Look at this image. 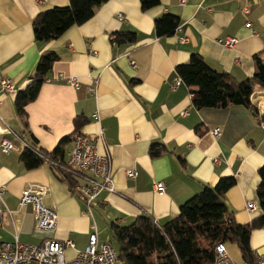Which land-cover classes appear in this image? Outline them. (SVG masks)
I'll list each match as a JSON object with an SVG mask.
<instances>
[{
	"label": "crops",
	"instance_id": "1",
	"mask_svg": "<svg viewBox=\"0 0 264 264\" xmlns=\"http://www.w3.org/2000/svg\"><path fill=\"white\" fill-rule=\"evenodd\" d=\"M67 5L68 0H0V78L14 86L13 92L0 87V128L8 129L0 133V143L7 139L15 146L9 153L0 149L2 202L12 213L11 218H0V243L17 239L38 246L46 239L70 240L74 246L65 257L71 260L87 247L91 223L99 243L111 238V225L128 226L139 216L162 226L204 186L213 187L226 177L235 179L225 195L234 221L247 225L261 216L256 188L258 170L264 165V91L257 89L250 98L257 115L244 106L197 109L193 88L183 83L175 68L198 54L211 69L237 82L252 78L253 57H262L264 51V0H185L183 5L179 0H159L147 11L141 10L140 0H107L85 23L55 40L36 41L34 18ZM164 14L177 17L179 26L173 35L158 38L154 21ZM116 32H133L136 40L112 43ZM228 37L236 39L233 48L222 43ZM48 51L58 59L37 98L25 107L26 135L51 151L74 133L78 118L79 134L94 141L99 154L110 156L116 192H100L90 216L83 214L85 197L70 191L49 165L27 170L19 160L24 131L14 97L29 83L40 55ZM70 77L77 79L76 88L67 83ZM176 78L181 82L173 87ZM214 129H219L218 136L212 135ZM155 143L163 145L165 154L150 158L148 150ZM127 171L136 177L128 178ZM155 182L164 184L163 193L154 191ZM27 183L47 188L42 204L58 214L53 230L36 227L30 204L20 208ZM247 203L255 209L247 210ZM249 245L254 255H264V229L251 232ZM225 246L231 259L237 257L233 261L243 262L236 243Z\"/></svg>",
	"mask_w": 264,
	"mask_h": 264
},
{
	"label": "trees",
	"instance_id": "2",
	"mask_svg": "<svg viewBox=\"0 0 264 264\" xmlns=\"http://www.w3.org/2000/svg\"><path fill=\"white\" fill-rule=\"evenodd\" d=\"M107 0H68L65 7H54L40 12L32 21L33 36L36 41L48 42L59 38L72 26L89 20L96 8ZM159 5V0H140V8L147 11ZM179 26L177 17L164 14L154 21L156 37L174 34ZM136 40L133 32H116L111 36L115 44H132ZM58 56L52 52L40 55L29 83L18 90L14 97V109L23 126L19 160L27 170L49 165L45 159L54 162L49 165L55 176L70 189L78 180L63 172L59 166L66 161L67 147L72 145L79 134L82 122L77 118L72 135L61 139L54 149L47 151L40 147L28 133L25 107L33 102L46 80L47 74ZM255 72L252 78L235 81L229 74L211 69L198 54H192L187 64L176 66V74L188 87H192V104L197 109H223L229 106H244L255 115L250 98L255 90L264 91V51L263 56L253 57ZM24 137V139H23ZM150 158L165 154L163 145L151 144ZM259 184L256 195L261 216L247 225L237 224L225 203L227 191L234 186L233 177L220 178L213 186L202 190L186 201L176 218L160 226L147 216H139L128 226H110V234L116 245L120 259L125 264H210L214 260V246L217 242L236 243L243 261H252L253 252L249 239L251 232L264 229V165L258 170ZM72 193V192H71Z\"/></svg>",
	"mask_w": 264,
	"mask_h": 264
},
{
	"label": "built area",
	"instance_id": "3",
	"mask_svg": "<svg viewBox=\"0 0 264 264\" xmlns=\"http://www.w3.org/2000/svg\"><path fill=\"white\" fill-rule=\"evenodd\" d=\"M184 3L185 0H179V4L183 5ZM248 10L247 7L244 11L247 13ZM118 16L121 18V15ZM180 42L185 43L186 40L180 39ZM222 43L227 48H233L236 39L228 37ZM130 65L134 68L135 62L130 61ZM180 82V79L176 78L173 87L179 85ZM67 83L75 88L78 86V81L74 77L68 78ZM0 87L2 91H14L13 83L4 78H0ZM89 91L93 92L92 89H89ZM181 114L185 115L186 112ZM7 131V128H0V133H6ZM219 133V129L212 131L213 136H218ZM101 134L100 132L98 137L101 138ZM0 149L4 153H9L15 150V146L9 140L3 139L0 143ZM45 160L49 165H55L54 162ZM59 167L63 172L78 180L71 191L85 197L87 209L83 214L86 216L91 215V205L100 192L106 191L113 194L116 192L113 184L110 156L99 154L94 141L91 142L83 134H77L74 137L67 159ZM126 176L135 178L136 173L127 171ZM153 189L158 193H163L164 184L155 182L153 183ZM47 193L48 190L45 186L27 183L23 186L19 197L20 208L30 204L33 207L36 227L44 231L53 230L58 219V214L54 209L47 208L42 204V200ZM3 194L4 189L0 188V218L2 215H8L11 218L12 213L3 205ZM246 209L252 211L255 207L253 204L247 203ZM73 246V242L70 240L58 241L56 239H46L38 246L21 244L17 239L13 242H1L0 264H125L112 244L98 242L94 222L89 225L88 244L85 250L78 252L73 259L67 260L65 251L73 248ZM213 252L214 260L210 264H264V255L254 254L252 261L241 263L233 261L223 242H217Z\"/></svg>",
	"mask_w": 264,
	"mask_h": 264
},
{
	"label": "rangeland",
	"instance_id": "4",
	"mask_svg": "<svg viewBox=\"0 0 264 264\" xmlns=\"http://www.w3.org/2000/svg\"><path fill=\"white\" fill-rule=\"evenodd\" d=\"M215 162H216V161H215ZM108 236H109V235H108ZM106 242L112 244V246H113L115 249H117L115 243L113 242L112 238H110V236H109V238L106 240ZM227 247H228L229 251L233 250V249L230 247V245H228ZM231 257H232L233 260H236V259H237V257H235L234 255L231 256ZM238 260H239V259H238Z\"/></svg>",
	"mask_w": 264,
	"mask_h": 264
}]
</instances>
